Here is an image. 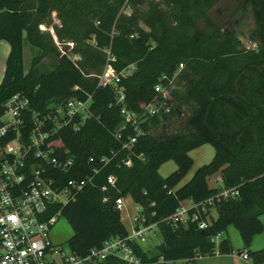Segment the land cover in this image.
Masks as SVG:
<instances>
[{"label": "trees", "instance_id": "trees-1", "mask_svg": "<svg viewBox=\"0 0 264 264\" xmlns=\"http://www.w3.org/2000/svg\"><path fill=\"white\" fill-rule=\"evenodd\" d=\"M218 0H0V40L10 46L0 82V111L3 102L14 93H23L32 108L46 111L50 105L71 95L85 99L91 96L92 115L78 131L70 128L58 133L59 146L74 154V172L90 174L89 157H108L94 178L73 201L62 207L71 227L68 248L83 255L99 246L109 236L126 233L125 224L115 210L113 199L123 195L155 211L152 221L168 216L182 201L200 202L220 193L221 187H210L208 179L219 174L224 188L235 189L236 196H219L211 206L208 227L196 222L173 227L159 222L161 243L165 252L138 250L143 264H167L179 259L232 253L228 239L218 246L212 237L234 226L243 242V250L253 264L264 263V247L249 251L253 237L262 231L264 215V0H241L254 21L250 37L253 47H245L228 27L209 15ZM52 12L59 25H53L60 41L74 42L72 53L80 59L76 65L61 55L53 36L39 26L47 23ZM132 35V36H131ZM38 49L27 70L23 67L24 42ZM106 49L115 57L107 62ZM52 63L45 69L43 60ZM134 67L114 85H98L99 74L106 67L117 74ZM173 80L168 112L148 117L141 123L131 150L113 133L122 121L117 89L123 103L140 113L141 106L162 97L155 92L157 83ZM41 69V70H40ZM175 85V87H174ZM180 85V86H179ZM74 86L77 89L74 90ZM180 87V88H178ZM180 132L152 133L158 126L183 114ZM204 144L214 148L212 159L199 166L182 185L193 165L189 151ZM129 156L131 165H125ZM173 161L176 169L166 176L159 167ZM109 174L117 177V189L102 191ZM108 196L106 201L102 198ZM155 202V207L149 203ZM243 250H238L241 254ZM163 257V262L158 257Z\"/></svg>", "mask_w": 264, "mask_h": 264}, {"label": "built area", "instance_id": "built-area-1", "mask_svg": "<svg viewBox=\"0 0 264 264\" xmlns=\"http://www.w3.org/2000/svg\"><path fill=\"white\" fill-rule=\"evenodd\" d=\"M52 36L61 55H67L76 65L80 56L72 53L74 42L60 41ZM106 53L107 62L115 60L109 49ZM133 67L131 64L128 69L110 76L106 74L109 70L106 65L104 78L99 79L98 85L108 84L117 88L120 77L130 73ZM182 68L183 64H179L166 85L157 83L154 86L162 100L155 98L142 105L140 113L123 103L122 90L117 89L118 102L122 104V121L113 135L122 140L125 131H133L121 143L123 149L131 150L138 135L144 132L141 123L148 117L169 111L167 100L171 99L170 89ZM76 89L77 86H74ZM90 103V95L85 99L71 95L43 112L32 108L29 98L23 93H14L3 102L0 111V264H143L138 250H148L145 244L158 229L159 222L177 227L191 221L196 222L200 229H205L214 199L238 195L235 189L221 187L215 198L200 202L188 200L186 204L182 201L174 212L158 221L151 220L156 213L154 210L146 214V208L131 199L135 211L130 213L128 197L118 195L114 197L113 204L121 221L126 219L129 223L125 225V234L109 236L83 255L73 253L68 246L63 248L54 244L50 231L61 215L62 207L73 201L85 187L94 185V178L110 160L105 156H91L88 159L93 163L90 174L67 177L72 172L78 175V169L74 166L71 150L59 146L57 139L61 137L58 133L67 128L80 130L92 115ZM124 164L131 165L129 156ZM116 182L117 177L109 174L101 190L117 189ZM107 199L108 196L102 198L103 201ZM149 207L154 208L155 202L149 203ZM220 236L221 233H217L212 241L216 243ZM158 244L154 245L157 251ZM243 257L247 258V254ZM158 258V261H164L162 256ZM184 261L196 264L195 259Z\"/></svg>", "mask_w": 264, "mask_h": 264}, {"label": "rangeland", "instance_id": "rangeland-1", "mask_svg": "<svg viewBox=\"0 0 264 264\" xmlns=\"http://www.w3.org/2000/svg\"><path fill=\"white\" fill-rule=\"evenodd\" d=\"M241 0H218L216 4L212 7L209 12L211 18L215 19L217 22L223 24L225 27L230 28L237 37L241 40L242 44L245 47H253L254 42L252 41L250 34L254 29V21L252 19L251 13L248 8L243 9L240 7ZM60 21L58 20L56 13L52 12L50 15V19L47 23H43L39 26L42 31H48L51 35H55L53 30V25H59ZM39 53L38 49L28 44L26 41L23 46V67L27 70L31 64V61L35 55ZM43 66L45 69H50L52 67V63L48 59L43 60ZM41 70V69H40ZM105 68L99 74H87L86 77L98 76L100 78H104ZM112 71L109 69L107 71V75H110ZM180 86V85H179ZM175 87V85H174ZM180 88V87H178ZM188 105L182 106L183 114L181 117H177L172 120L171 123H168L166 127L158 126L152 133L155 136L164 135V133L175 134L180 132L183 124V117H185L188 113ZM214 155V148L210 144H204L198 148H195L189 151V156L193 160V165L189 172L185 175V177L180 181L179 185L187 182L194 171L201 165L208 163ZM176 169V164L173 161H167L163 163L158 171L160 175L166 176L172 171ZM208 183L210 186H215V181L208 179ZM127 203L129 205V212L133 213L135 211L134 204L130 200L127 199ZM186 200L183 201V204H186ZM209 213L212 216H216V211L214 208H210ZM261 221L263 224L262 231L255 234L250 246L248 247L249 251L258 250L264 247V215L261 216ZM123 222L126 226L129 225L128 221L123 219ZM72 230L67 220L63 216H59L55 223L51 227L50 238L52 242L56 245H60L63 248L67 247V240L71 236ZM228 239L230 246L232 248V253L228 254V256L218 253L216 249V253L213 255H205L200 256L196 259V264H253V260L251 256L246 258V262L241 260V257L238 256V250H243V242L241 240L240 234L238 230L234 226H228L226 231L221 233V236L216 240V247L218 246V242L221 239ZM162 235L158 229H155L154 234L150 236L145 244V247L149 250V254H155L156 250L154 245L161 243ZM242 254H247V250H243ZM248 255V254H247ZM243 258V257H242ZM244 259V258H243ZM167 264H190L189 262L184 261L183 259L170 261ZM264 264V263H262Z\"/></svg>", "mask_w": 264, "mask_h": 264}, {"label": "crops", "instance_id": "crops-1", "mask_svg": "<svg viewBox=\"0 0 264 264\" xmlns=\"http://www.w3.org/2000/svg\"><path fill=\"white\" fill-rule=\"evenodd\" d=\"M9 50H10V46H9L8 42L5 41V40H0V82H1V79L3 77V73H4V69H5V61H6V58L8 56ZM211 179L215 181L216 185L215 186H210V184H209L210 187H223V182H222L221 177L219 176V174L210 176L209 177V181ZM186 202H188V200ZM147 251H149V250H147ZM224 255L228 256V254H221V256H224ZM238 256H239V258H240V256L243 257V254L242 253L238 254ZM242 257H241V260L246 262V258L243 257L244 258L243 259ZM197 258L198 257L195 258V261H196Z\"/></svg>", "mask_w": 264, "mask_h": 264}, {"label": "water", "instance_id": "water-1", "mask_svg": "<svg viewBox=\"0 0 264 264\" xmlns=\"http://www.w3.org/2000/svg\"><path fill=\"white\" fill-rule=\"evenodd\" d=\"M157 249H158L161 253L165 252V245H164V243H160V244H158V245H157Z\"/></svg>", "mask_w": 264, "mask_h": 264}]
</instances>
